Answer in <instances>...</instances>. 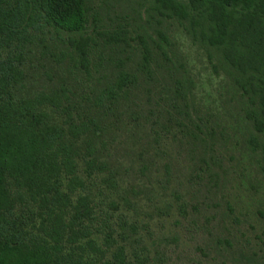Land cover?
<instances>
[{"label": "trees", "instance_id": "1", "mask_svg": "<svg viewBox=\"0 0 264 264\" xmlns=\"http://www.w3.org/2000/svg\"><path fill=\"white\" fill-rule=\"evenodd\" d=\"M147 11L152 33L90 0H0V264H168L122 211L128 201L103 157V134L138 118L137 94L164 75L162 127L193 146L210 182L219 176L214 129L189 99L164 20L229 76L264 174V0H151ZM37 63L60 81L34 88ZM178 209L185 216L184 202Z\"/></svg>", "mask_w": 264, "mask_h": 264}, {"label": "rangeland", "instance_id": "2", "mask_svg": "<svg viewBox=\"0 0 264 264\" xmlns=\"http://www.w3.org/2000/svg\"><path fill=\"white\" fill-rule=\"evenodd\" d=\"M90 2L102 13L126 15L135 27L153 32L147 11L151 0ZM163 26L171 42L169 54L190 81L189 99L214 129L219 176L210 182L197 166L193 146L172 127H162L167 121L157 117L156 109L170 82L159 76L149 94L140 91L131 105L140 116L103 134V157L117 174L120 196L128 201L122 211L137 222L151 257L154 247L161 248L168 264H264V174L247 142L251 128L241 98L229 76L179 23L164 20ZM43 72L39 63L34 65V88L61 79L56 69L49 72L52 81ZM180 202L186 204L185 216L179 213Z\"/></svg>", "mask_w": 264, "mask_h": 264}]
</instances>
